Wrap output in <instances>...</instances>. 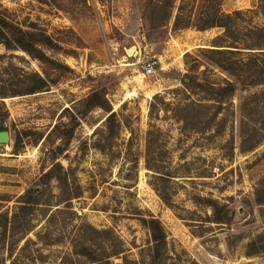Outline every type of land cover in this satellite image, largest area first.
<instances>
[{
    "label": "rangeland",
    "instance_id": "1",
    "mask_svg": "<svg viewBox=\"0 0 264 264\" xmlns=\"http://www.w3.org/2000/svg\"><path fill=\"white\" fill-rule=\"evenodd\" d=\"M202 2L196 1L195 18ZM147 3L0 0V9H7L15 22L25 27L37 23L58 43L41 46L42 56L33 57L0 42V92L7 94L0 97V123L10 132V141L0 143V209L9 215L21 212L23 195L36 185H43L44 193L27 215L31 228L14 245L17 264H98L75 252L73 244L81 241L91 244L97 256H107L122 241L129 258L148 264L150 233L139 216L149 213L163 222L169 253L179 264H264V204L257 203L258 189L264 200V134L252 132L264 121V84L239 87L212 121L214 100L206 99L205 91L185 87L182 79L187 74L214 83L235 79L204 54L224 29L174 32L172 23L151 29ZM221 9L241 10L233 23L241 36L239 55L246 58L251 54L243 47L250 40L247 31L264 25L260 0H221ZM132 46L137 54L128 53ZM151 57L159 58L162 67L154 76L143 72L144 60ZM34 72L48 76L49 86L19 94ZM103 88L121 122L112 140L107 138L109 112L100 106L88 110L86 103ZM132 89L137 96H129ZM157 95L166 103L157 100L151 113ZM179 100L203 103L183 108ZM150 129L155 165L170 170L171 179L157 180L146 166ZM246 133L256 144L249 151L241 148ZM18 136L22 141L16 150ZM56 164L66 169L69 190L78 191L77 184L82 189V196L72 200L78 215L58 210L64 207L57 205L61 183L45 175ZM151 182L165 190L172 204ZM197 194L228 204L234 211L231 222L209 221L213 209L196 204ZM82 223L113 233L108 239ZM16 226L21 236L24 229ZM12 232L0 243V264H11ZM28 238L34 242L23 250ZM109 259L123 263L122 256Z\"/></svg>",
    "mask_w": 264,
    "mask_h": 264
},
{
    "label": "trees",
    "instance_id": "2",
    "mask_svg": "<svg viewBox=\"0 0 264 264\" xmlns=\"http://www.w3.org/2000/svg\"><path fill=\"white\" fill-rule=\"evenodd\" d=\"M197 0H148V14L147 18L152 22L150 28H156L157 26H166L171 24L172 31H178L184 28L194 27L198 30H206L212 27H222L224 29L221 35H218L213 47L207 48L204 54L211 59L215 64H217L222 69L228 71L235 79H225L224 83H214L208 81L198 80L195 76L187 74L185 78L182 79L185 87L190 89H200L206 92V99L214 100L212 102L213 112L212 116L209 117L212 121L217 118V116L225 108V103L229 98L236 92L239 87H250L258 84H264V25L257 27L252 30H248L246 34L250 35L249 42L245 43L243 46L250 52L249 56L246 58L240 56L239 40L241 36L237 33L234 28V16L241 13V10H235L234 13H224L221 9V0H203L201 9L197 15L194 17L195 4ZM260 7L264 13V0H260ZM43 28L38 26L37 23L25 27L18 22H15L9 15L7 9H0V42L3 43L7 49H22L33 57H41L43 49L41 46L55 47L58 45L57 42L51 36H48ZM256 51H253V50ZM189 53H186L188 56ZM31 82L24 87L19 94H30L36 93L44 90L49 86L50 80L48 76H44L39 72L30 73ZM262 98L264 100V90L262 92ZM14 95H17L16 93ZM7 94L5 92H0V97H5ZM253 96H257L254 94ZM160 103H166L164 98L161 96H155L154 100L150 104L151 113L154 112L155 108L159 106ZM88 104V110L96 106H100L109 112L106 119L107 133L109 139H113L120 132L121 122L118 120V113L112 110L110 101L106 97V90L98 89L90 94L86 100ZM201 100H190V102H182L179 100L177 102L178 106L183 105L186 108L190 105L199 106L202 104ZM207 106V105H206ZM201 107V106H199ZM167 109V107H165ZM179 119L185 121V118ZM151 126H154L151 123ZM5 129L3 123H0V130ZM261 130L264 134V121L262 126L259 128L254 126L253 131ZM69 135L73 134V128H70ZM154 130L150 129L148 131V151L146 153V166L149 170L153 172V175L157 180H168L173 176L170 170L162 169L158 164L155 165V158L152 156L154 154V149H152V143L154 136ZM69 136V137H70ZM253 137L250 134H244L242 140L241 148L243 151H249L255 147V143H250ZM22 141L21 137H17L16 140V150L20 146ZM98 148L102 151L105 150L104 145L97 144ZM56 168H59V174H56ZM66 170L62 165L56 164L46 172L48 177H58L60 181V199L57 205L64 203L63 208H58V210L71 211L75 215H78L77 211L73 209L72 200L73 198L82 196V189L80 185L77 184L78 191L69 190L68 176L64 172ZM46 177V178H48ZM154 188L162 196L166 203L172 204L169 197L166 195L164 189L157 187L155 182H151ZM260 190H257L258 204H264L263 198H259ZM44 193L39 188H31L23 195L21 200L24 204L19 207L21 212L17 210L12 215L4 213L0 209V227L3 228L0 235V243H5L8 238V231L14 229V232L10 234L12 237V247L8 248V257L11 260V264H17L14 255V245L18 244L21 239L25 236L26 230L31 228V224H28V216L33 212L37 204L40 203L41 197ZM194 202L196 204H202L205 206H210L213 209V213L209 216V221L217 223H229L231 222L233 216V210L226 203H221L217 198L201 196L199 194L194 195ZM139 219L141 223L148 228L150 233V248H149V263L148 264H179L177 260H174L172 254L169 253L168 238L165 226L160 218H158L153 213H149L148 216L140 215ZM17 225V226H16ZM23 228L21 231V236H16L17 231L15 230ZM80 227H90L94 232L108 235L113 233V229H103L100 230L92 224L82 223ZM40 233L38 236L40 238ZM34 242L31 238L26 239L25 244L21 246L24 250L29 243ZM75 252L78 254L86 255L92 262L98 264H111L109 257L111 255H118L123 257L122 264H139L137 260H132L126 254V248L122 241H119L118 247L115 251L109 252L107 256H97L98 253L93 249V246L86 241H81L80 243L73 244ZM97 253V254H96ZM5 264V263H4ZM191 264H196L192 261Z\"/></svg>",
    "mask_w": 264,
    "mask_h": 264
},
{
    "label": "built area",
    "instance_id": "3",
    "mask_svg": "<svg viewBox=\"0 0 264 264\" xmlns=\"http://www.w3.org/2000/svg\"><path fill=\"white\" fill-rule=\"evenodd\" d=\"M160 59L157 57H151L147 60H144V65H143V72L145 75L148 76H154L158 73L160 69ZM130 97H135L137 96V92L135 89H132L128 92Z\"/></svg>",
    "mask_w": 264,
    "mask_h": 264
},
{
    "label": "water",
    "instance_id": "4",
    "mask_svg": "<svg viewBox=\"0 0 264 264\" xmlns=\"http://www.w3.org/2000/svg\"><path fill=\"white\" fill-rule=\"evenodd\" d=\"M136 49V46H132L131 48L127 49L128 53H132L133 50ZM137 50L134 51V54H137ZM10 141V132L8 129L0 130V143H7ZM39 188L40 190H43V185H36L34 189Z\"/></svg>",
    "mask_w": 264,
    "mask_h": 264
},
{
    "label": "crops",
    "instance_id": "5",
    "mask_svg": "<svg viewBox=\"0 0 264 264\" xmlns=\"http://www.w3.org/2000/svg\"><path fill=\"white\" fill-rule=\"evenodd\" d=\"M162 67H161V64H160V69H161Z\"/></svg>",
    "mask_w": 264,
    "mask_h": 264
}]
</instances>
